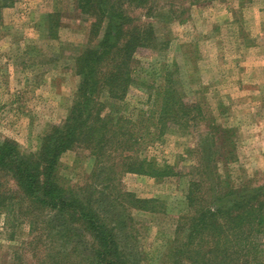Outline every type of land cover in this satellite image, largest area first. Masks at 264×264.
<instances>
[{
  "label": "trees",
  "instance_id": "trees-1",
  "mask_svg": "<svg viewBox=\"0 0 264 264\" xmlns=\"http://www.w3.org/2000/svg\"><path fill=\"white\" fill-rule=\"evenodd\" d=\"M17 1L0 0V12ZM209 1L215 0H170L172 14L183 15L186 5ZM76 7L91 22L88 43L74 59L79 85L65 121L51 126L29 155H22L13 141H0V174L13 186L0 190L3 225L10 240L27 225L31 238L23 246L35 252L34 263L15 254L7 264H139L137 233L127 205L156 214L161 202L124 192L121 198L127 201L122 204L110 196L112 176L122 172L158 183L174 177L173 166L159 164L144 152L167 133H187L190 124L205 120L196 103L184 101L173 79L135 75L134 55L158 44L151 22L157 10L154 0H76ZM47 17L51 27L58 28L55 16ZM132 86L144 90L147 109L125 116L124 108L114 109V104L122 102ZM227 132L213 128L210 142L206 136L202 147L192 149L198 164L175 228L173 264H264V183L236 188L229 177L219 175L218 166L228 163L230 151L226 139L220 147L214 142ZM77 148L90 153L95 168L90 184L73 187L60 173V157ZM76 230L91 238L85 240L86 253L80 254L79 243L72 242Z\"/></svg>",
  "mask_w": 264,
  "mask_h": 264
},
{
  "label": "rangeland",
  "instance_id": "rangeland-1",
  "mask_svg": "<svg viewBox=\"0 0 264 264\" xmlns=\"http://www.w3.org/2000/svg\"><path fill=\"white\" fill-rule=\"evenodd\" d=\"M154 1L157 10L151 22L158 44L134 55L135 75L143 72L145 79H158L157 74L162 76L159 79H173L184 101L196 103L205 120L190 124L187 133H167L144 152L159 164L173 166L174 177L158 183L119 172L112 176L111 194L109 189L105 192L122 204L127 201L121 198L124 192L161 202L156 214L136 212L129 205L127 209L137 233L139 264H173L175 228L198 164L192 149L199 148L206 136L210 142L213 128L228 130L214 143L220 147L226 139L231 153L228 163L218 166L219 175L229 177L236 188L246 182L264 183V0L186 5L183 15L172 14L170 0ZM49 15L55 16V30ZM90 22L78 11L76 0H18L0 12V141L15 142L22 155L35 153L44 133L65 121L79 85L74 59L88 43ZM118 106L125 116L146 110L144 90L132 86L114 109ZM60 163L69 185L91 183L95 159L88 151H69ZM12 187L10 179L0 174V190ZM16 231L10 240L0 215V264L18 254L25 256V263H34L35 252L23 246L31 238L27 225ZM72 235V242L79 243L78 252L86 253L85 242L91 238L80 230Z\"/></svg>",
  "mask_w": 264,
  "mask_h": 264
}]
</instances>
